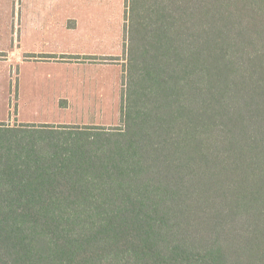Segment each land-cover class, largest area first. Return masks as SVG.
<instances>
[{
  "label": "trees",
  "instance_id": "trees-1",
  "mask_svg": "<svg viewBox=\"0 0 264 264\" xmlns=\"http://www.w3.org/2000/svg\"><path fill=\"white\" fill-rule=\"evenodd\" d=\"M135 53L123 129L0 155V264H264V44Z\"/></svg>",
  "mask_w": 264,
  "mask_h": 264
},
{
  "label": "rangeland",
  "instance_id": "rangeland-1",
  "mask_svg": "<svg viewBox=\"0 0 264 264\" xmlns=\"http://www.w3.org/2000/svg\"><path fill=\"white\" fill-rule=\"evenodd\" d=\"M17 5L18 0H0V155L13 152L49 157L58 151L55 146L76 142L81 134L123 129L125 78L92 81L78 75L36 72L32 65L22 64L31 46L20 41ZM124 20L125 77L129 71L148 73L142 59L151 56L135 53L146 45L264 44V0H134ZM161 29L171 35V29L185 31L179 37L166 38L167 32H159ZM186 51L154 58L166 61L164 64L174 58L188 62ZM202 66L188 67L199 74Z\"/></svg>",
  "mask_w": 264,
  "mask_h": 264
},
{
  "label": "crops",
  "instance_id": "crops-1",
  "mask_svg": "<svg viewBox=\"0 0 264 264\" xmlns=\"http://www.w3.org/2000/svg\"><path fill=\"white\" fill-rule=\"evenodd\" d=\"M133 1L18 0L20 41L31 46L21 63L32 65L36 72L78 75L92 81L125 78L124 19ZM182 31L185 30H170L175 37L181 36ZM168 32L166 38L173 37ZM169 46L182 47H144Z\"/></svg>",
  "mask_w": 264,
  "mask_h": 264
}]
</instances>
